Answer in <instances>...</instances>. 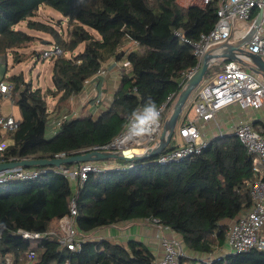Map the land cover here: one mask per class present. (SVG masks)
I'll return each instance as SVG.
<instances>
[{
    "label": "trees",
    "instance_id": "obj_1",
    "mask_svg": "<svg viewBox=\"0 0 264 264\" xmlns=\"http://www.w3.org/2000/svg\"><path fill=\"white\" fill-rule=\"evenodd\" d=\"M218 2L183 8L175 0H0V82L10 85V101L20 117L16 130L2 138L12 141L0 153V163L49 160L58 154L70 157L108 144L133 111L149 100L158 107L169 95H178L181 75L195 66L196 59L175 33L190 42L208 34L216 22ZM42 6L67 20L66 39L34 19ZM22 22L27 30L49 35L63 52L53 59L52 90L32 89L21 73L6 77L7 56L13 66L24 62L20 51L34 39L15 30ZM132 43L136 49L126 51ZM80 45L82 50L73 54ZM65 53L71 56L66 58ZM112 59L128 65L121 68L107 109L97 117L89 113L68 117L48 137L46 97L56 99V111L67 112L69 100L82 93L84 81ZM226 62L215 67V74ZM172 140L164 151L176 147ZM157 158L115 160L118 167L133 168L89 174L82 185L58 175L55 167L35 166L31 168L42 172L38 178L0 186V264H153L155 256L143 243L88 239L94 231L115 224L152 219L180 237L191 256L180 259V264H264V251L219 257L229 226L222 223L251 207L249 185L256 178L251 159L236 138L212 140L202 153L178 163L159 165ZM71 198L77 212L74 225L83 238L78 252L66 250L54 236L33 243L21 237L49 231L69 214ZM29 252L34 253L32 260Z\"/></svg>",
    "mask_w": 264,
    "mask_h": 264
},
{
    "label": "built area",
    "instance_id": "obj_2",
    "mask_svg": "<svg viewBox=\"0 0 264 264\" xmlns=\"http://www.w3.org/2000/svg\"><path fill=\"white\" fill-rule=\"evenodd\" d=\"M211 0H175L183 7L198 6L204 8ZM262 16L259 24V11ZM175 37L190 46L192 54L196 59L195 66L181 75L182 88L198 70L202 57L213 47L228 43L239 44L242 53L235 56L243 62H247L246 54L259 56L264 60V0H219L216 10V22L208 34H201L196 41H187L180 33ZM63 55L62 50L54 45L41 53L43 60L56 59ZM222 60L211 59L208 68L218 65ZM128 62H123L127 66ZM244 65L235 61H227L222 72L215 74L209 80H202L200 85L191 93L183 106L182 113L191 110L192 118L184 116L181 126L176 130L179 144L171 150L164 151L158 155L156 163L167 165L178 163L194 155H199L209 146L210 141L202 136L201 127L215 120L219 111L231 106L241 110L261 111L264 110V77L254 75L243 69ZM246 68V67H245ZM106 71L100 68L94 77H104ZM87 79L84 85L88 83ZM10 85L0 82V95L10 101ZM178 95H169L166 100L157 107L159 120L150 134L142 137L129 135V121L124 129L110 143L93 146L80 151L78 154L91 152L120 153L125 149H141L144 152L157 147L162 132V126L167 118L174 100ZM93 105L100 104V96H93ZM139 107L136 111L141 110ZM185 112V113H184ZM181 113V114H182ZM75 118L76 114L59 115L49 111V127L55 135L67 118ZM254 123L239 121L232 125L230 134L225 136L218 128L216 131L219 139L232 136L236 138L246 154L251 159V169L256 178L250 182L249 193L252 205L243 214L237 216L229 223L227 228L225 247L221 249L219 257L224 255H238L250 251H264V129L256 128ZM18 121L11 115H0V131L12 133L16 130ZM4 147L0 144V153ZM77 154V155H78ZM66 158L64 154L55 155L54 159ZM110 161L97 163H81L70 168L60 166L54 171L66 177L71 183L82 185L89 174H100L107 170H127L133 166L118 167L111 166ZM42 172L33 168L16 167L0 172V186L12 182L30 181L40 176ZM69 214L57 220L56 227L50 228L43 234L22 233L21 237L30 242L39 241L48 236L57 238L58 243L66 250L78 252L83 241L74 225L76 216L75 199L69 200ZM160 231L169 230L159 224L158 220H148ZM159 244L162 255L155 258L153 264H180V259L189 257L182 244L169 236H161ZM28 258L32 260L34 253L29 252ZM9 262V259H6Z\"/></svg>",
    "mask_w": 264,
    "mask_h": 264
},
{
    "label": "crops",
    "instance_id": "obj_3",
    "mask_svg": "<svg viewBox=\"0 0 264 264\" xmlns=\"http://www.w3.org/2000/svg\"><path fill=\"white\" fill-rule=\"evenodd\" d=\"M136 47L137 46L135 43L129 44L127 46L126 51H131L133 49H136ZM123 62L124 61L115 62L113 59L106 61L101 66V68H103L106 71V75L104 77H92L88 80V83L84 85V89L82 93L77 97H74L75 110L70 112L71 113L70 115L76 114V116L79 117L89 113L92 115H96L95 117H97L100 111L106 110L107 107L112 102L115 91L120 83V76H121L120 72L123 66ZM95 95L100 96L101 99L100 104L98 106L93 105V101H94L93 96ZM74 98H71L69 101H71ZM51 100H52V105L51 106L47 105L48 111H54L56 114L59 115H69L68 113L65 114L62 111L61 112L56 111L55 109L56 99L52 98ZM7 101L10 104V106H13V108L17 110L18 117L15 118L12 112L7 114L0 113V115L3 116L11 115L17 121H19L20 117H19L18 109L12 104L11 101L3 98V96L0 95V106L2 105L3 102H7ZM184 116H186L188 119L192 118L193 115L191 110L183 114V117L182 115L180 116L182 118V121L184 120ZM239 121H249L254 123L253 125L254 127L264 129V110L261 111L241 110L235 106H231L226 109H223L217 113L214 121L204 124L201 127L202 136L212 141L217 137L216 131L218 130V128L225 136H228L230 134V129L232 125ZM47 136L48 137L54 136L49 126H48ZM7 139L9 140V144H11L12 141L11 137H8ZM178 144H179V140L177 139L175 145ZM110 165L114 166L115 164L111 162ZM230 222L224 221L222 224L227 225ZM162 235L172 237L181 243L180 237L176 233L170 230L160 231L154 224L150 223L148 220H135V221L115 224L113 226L94 231L92 234L88 235V239L95 241L108 240L114 244L118 243L121 245H125L129 241H137L147 246V248L155 256V258H158L162 255V250L159 244V238Z\"/></svg>",
    "mask_w": 264,
    "mask_h": 264
},
{
    "label": "water",
    "instance_id": "obj_4",
    "mask_svg": "<svg viewBox=\"0 0 264 264\" xmlns=\"http://www.w3.org/2000/svg\"><path fill=\"white\" fill-rule=\"evenodd\" d=\"M261 16H262V11L260 10L258 13V19L255 22L256 26L259 24V20ZM239 47H240L239 44H228V43L220 44L210 49L202 57L198 70L190 79H188V81L185 83L184 87L181 89L178 96L174 100L171 107V113L163 123L162 132L157 147L149 150L148 152H144L141 149H125L122 150L120 153L91 152V153L78 154V155H74L66 158H59V159L22 160V161L10 162V163H0V172L16 167L31 168L35 166H46V167L59 168L60 166H64V165H77L81 163H97V162H105L110 160H119L130 163L137 160L157 157L169 145L176 131L177 122L182 113L183 106L185 105L191 93L202 82L204 76L207 73L209 61L211 59L222 60V61H235L247 67V69L254 75H260L264 77V60L261 59L259 56L248 53L246 54L248 61L242 63V61H240L235 56V53H242Z\"/></svg>",
    "mask_w": 264,
    "mask_h": 264
},
{
    "label": "rangeland",
    "instance_id": "obj_5",
    "mask_svg": "<svg viewBox=\"0 0 264 264\" xmlns=\"http://www.w3.org/2000/svg\"><path fill=\"white\" fill-rule=\"evenodd\" d=\"M34 19L36 21L41 22V23L51 25L56 31H58L60 33V35L63 39L67 38V32H68L67 20L62 18L56 11L52 10L51 8L42 6L37 11ZM15 30H20L22 32H25V33L31 35L32 37H34V39L31 42V44H29L28 46H26V48H24L20 51V53L23 55V57L25 59L24 62L16 64L15 66H13L12 60H11V55L7 56L6 77H9L12 75H17V74L21 73L23 75L24 79L31 84L32 89H40L42 92H45L46 90H52L53 84H52V80H51V75H52V71H51L52 65L51 64L53 63V59L52 60H43L41 58V53H42V51H45V50H47L53 46V42H54L53 39L45 33L33 32L30 30H27L25 22L18 24L15 27ZM92 34L94 35V37L98 38V36L94 32ZM81 50H82V45H80L75 50V52L73 54H76V53L80 52ZM70 56H71L70 53L64 54V57H66V58H68ZM216 66L217 65H214V66L208 68L207 73L204 76V78L206 80H209L215 76V73H216L215 67ZM243 69L250 72L247 69V67L246 68L243 67ZM105 75H106V73H105ZM51 99L52 98L49 96H47L45 99L48 106L52 105ZM73 110H75V98L72 99L71 101H69V108H68L67 112L70 113ZM11 112L13 113L15 118L18 117L17 116V110L15 108H13V106H10L8 101L3 102L2 105L0 106V113L1 114H7V113H11ZM67 112H64V113H67ZM170 113H171V109L167 114L168 117H169ZM181 115L183 117V114H181ZM93 116L95 117L96 115H93ZM181 124H182V118L179 117L178 122H177V126L179 127V126H181ZM6 134L7 133L0 131V144L3 147H5L6 145L9 144V140L7 139L8 137L6 139H4L3 142H1L3 136ZM172 139H173L172 143L175 144V142L177 140L176 132L174 133ZM215 139H219L218 136ZM114 161L115 160H112L111 162L115 163ZM56 225H57V223H54L51 226V228H55ZM220 253L221 252H219V254Z\"/></svg>",
    "mask_w": 264,
    "mask_h": 264
},
{
    "label": "clouds",
    "instance_id": "obj_6",
    "mask_svg": "<svg viewBox=\"0 0 264 264\" xmlns=\"http://www.w3.org/2000/svg\"><path fill=\"white\" fill-rule=\"evenodd\" d=\"M159 120V112L155 103L149 100L139 111H133L129 121V135L142 137L150 134Z\"/></svg>",
    "mask_w": 264,
    "mask_h": 264
}]
</instances>
